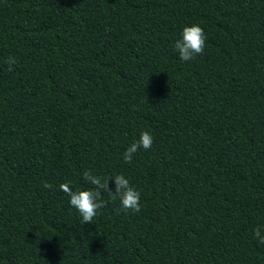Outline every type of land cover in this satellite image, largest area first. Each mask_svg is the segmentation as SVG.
Segmentation results:
<instances>
[{
  "label": "trees",
  "instance_id": "obj_1",
  "mask_svg": "<svg viewBox=\"0 0 264 264\" xmlns=\"http://www.w3.org/2000/svg\"><path fill=\"white\" fill-rule=\"evenodd\" d=\"M85 171L123 174L140 211L101 189L83 224L59 185ZM257 226L264 0H0V264H264Z\"/></svg>",
  "mask_w": 264,
  "mask_h": 264
},
{
  "label": "clouds",
  "instance_id": "obj_2",
  "mask_svg": "<svg viewBox=\"0 0 264 264\" xmlns=\"http://www.w3.org/2000/svg\"><path fill=\"white\" fill-rule=\"evenodd\" d=\"M205 46V33L201 26L193 24L185 26L181 32V38L175 41L174 47L179 54L182 61L193 60L197 55L203 53ZM6 63L11 65L16 61L13 57H9ZM153 137L150 132L143 131L138 140L133 142L124 152L123 157L126 162H131L133 155L142 147L147 150L152 147ZM90 171L83 173V180L94 186L90 189L73 191L69 182L61 183L59 189L66 193L69 197V203L74 207L82 217V223L92 224L93 218L97 215V210L105 206L106 201L104 196L101 197L100 190L103 189L108 193L111 199L115 200L117 197L120 200L121 208L117 209V214L121 210L140 211V192L130 184L129 180L123 174H117L112 177L101 178L99 176L90 175ZM115 180L116 190L115 194H109L108 181ZM46 188H51L52 185L45 183ZM254 238L258 242L264 244V236H261V226L253 229Z\"/></svg>",
  "mask_w": 264,
  "mask_h": 264
}]
</instances>
